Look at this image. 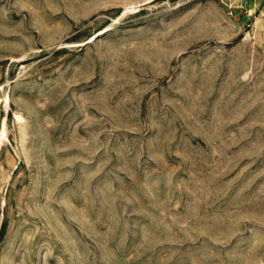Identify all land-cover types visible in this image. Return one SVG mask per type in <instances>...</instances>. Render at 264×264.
I'll use <instances>...</instances> for the list:
<instances>
[{
	"label": "rangeland",
	"instance_id": "obj_1",
	"mask_svg": "<svg viewBox=\"0 0 264 264\" xmlns=\"http://www.w3.org/2000/svg\"><path fill=\"white\" fill-rule=\"evenodd\" d=\"M0 264H264V0H0Z\"/></svg>",
	"mask_w": 264,
	"mask_h": 264
},
{
	"label": "bare ground",
	"instance_id": "obj_2",
	"mask_svg": "<svg viewBox=\"0 0 264 264\" xmlns=\"http://www.w3.org/2000/svg\"><path fill=\"white\" fill-rule=\"evenodd\" d=\"M3 130H4V128H3ZM6 137V134H5V131H3V134H2V136H1V138H5Z\"/></svg>",
	"mask_w": 264,
	"mask_h": 264
}]
</instances>
